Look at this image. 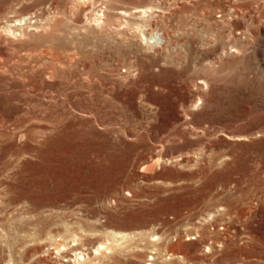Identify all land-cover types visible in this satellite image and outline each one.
I'll return each mask as SVG.
<instances>
[{
	"label": "rangeland",
	"instance_id": "rangeland-1",
	"mask_svg": "<svg viewBox=\"0 0 264 264\" xmlns=\"http://www.w3.org/2000/svg\"><path fill=\"white\" fill-rule=\"evenodd\" d=\"M0 264H264V0H0Z\"/></svg>",
	"mask_w": 264,
	"mask_h": 264
},
{
	"label": "bare ground",
	"instance_id": "bare-ground-1",
	"mask_svg": "<svg viewBox=\"0 0 264 264\" xmlns=\"http://www.w3.org/2000/svg\"><path fill=\"white\" fill-rule=\"evenodd\" d=\"M143 8H144V7H143ZM148 9H149V8H148ZM145 10L147 11V7H146L145 9H135L134 11H145ZM121 12H122V10H121ZM123 13H125V11H123ZM143 16H144V15H143ZM25 18H26V17H25ZM18 19H19V20H20V19H23V16L20 17V18H18ZM18 19H17V20H18ZM27 20H28V19H27ZM99 20H100V19H99ZM20 21L22 22V20H20ZM24 22H25V21H24ZM103 22H104V21H103ZM103 22H102V23H103ZM15 23H16V21H15ZM15 23H14V24H15ZM18 23H19V22H18ZM27 24H28V23H27ZM17 25H20V24H17ZM20 26H21V25H20ZM25 26H26V24H25ZM22 27H23V26H22ZM22 27H21V28H22ZM13 28H14V27H13ZM150 38H151V37H150ZM101 246H102V245H101ZM99 247H100V246H99ZM95 250H96V249H95Z\"/></svg>",
	"mask_w": 264,
	"mask_h": 264
}]
</instances>
